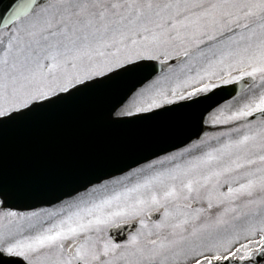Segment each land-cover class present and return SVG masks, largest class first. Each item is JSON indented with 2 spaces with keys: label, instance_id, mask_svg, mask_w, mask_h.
<instances>
[{
  "label": "snow or ice",
  "instance_id": "1",
  "mask_svg": "<svg viewBox=\"0 0 264 264\" xmlns=\"http://www.w3.org/2000/svg\"><path fill=\"white\" fill-rule=\"evenodd\" d=\"M67 111L177 126L10 180L9 132ZM0 264H264V0H0Z\"/></svg>",
  "mask_w": 264,
  "mask_h": 264
},
{
  "label": "water",
  "instance_id": "2",
  "mask_svg": "<svg viewBox=\"0 0 264 264\" xmlns=\"http://www.w3.org/2000/svg\"><path fill=\"white\" fill-rule=\"evenodd\" d=\"M177 122L109 125L95 111H67L8 134L9 179L36 187L59 184L83 171L136 153L143 145L170 135Z\"/></svg>",
  "mask_w": 264,
  "mask_h": 264
}]
</instances>
